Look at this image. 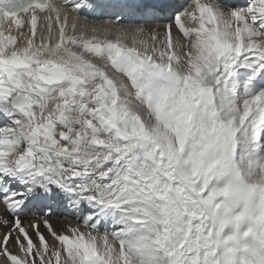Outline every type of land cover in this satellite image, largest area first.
<instances>
[{"label": "snow or ice", "instance_id": "snow-or-ice-1", "mask_svg": "<svg viewBox=\"0 0 264 264\" xmlns=\"http://www.w3.org/2000/svg\"><path fill=\"white\" fill-rule=\"evenodd\" d=\"M0 229V264H264V0H0Z\"/></svg>", "mask_w": 264, "mask_h": 264}, {"label": "bare ground", "instance_id": "bare-ground-1", "mask_svg": "<svg viewBox=\"0 0 264 264\" xmlns=\"http://www.w3.org/2000/svg\"><path fill=\"white\" fill-rule=\"evenodd\" d=\"M63 220H64L63 217H60L59 221L57 218H53V220H52L53 226L58 228V222H63ZM0 231H3V229H0Z\"/></svg>", "mask_w": 264, "mask_h": 264}, {"label": "rangeland", "instance_id": "rangeland-1", "mask_svg": "<svg viewBox=\"0 0 264 264\" xmlns=\"http://www.w3.org/2000/svg\"><path fill=\"white\" fill-rule=\"evenodd\" d=\"M49 243H51V240L49 239Z\"/></svg>", "mask_w": 264, "mask_h": 264}]
</instances>
